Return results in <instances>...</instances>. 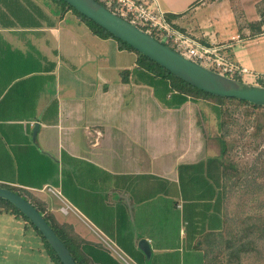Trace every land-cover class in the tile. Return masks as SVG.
Masks as SVG:
<instances>
[{
  "label": "crops",
  "instance_id": "1",
  "mask_svg": "<svg viewBox=\"0 0 264 264\" xmlns=\"http://www.w3.org/2000/svg\"><path fill=\"white\" fill-rule=\"evenodd\" d=\"M140 1L156 2L185 34L229 45L225 55L240 68L257 71L264 62V53L256 50L258 35L264 34V0ZM47 2L0 0V185L25 188L46 203L61 224L108 251L113 259L105 264H217L214 252L228 251L227 246L238 250L247 225L240 230L236 219L243 214L228 210L233 179L223 180L220 164L210 161L219 156L207 154L203 132L160 129V121L173 123V129L174 115L130 111L133 102L124 106L122 93L130 85L136 92L142 80L132 83L137 80L130 76L120 80L119 89L98 81L89 66L96 56L73 28L62 26L63 18ZM100 39L115 42L117 56H132L136 74L132 51L121 50L112 38ZM152 91L147 104L155 101ZM54 100L58 117L45 118ZM39 152L58 165L57 179H64L71 198L51 183L43 189L23 186L20 164L26 179L45 173ZM64 154L74 161L63 162ZM81 169L91 174L82 176ZM144 239L152 249L150 260L139 247ZM127 249L144 260L133 259Z\"/></svg>",
  "mask_w": 264,
  "mask_h": 264
},
{
  "label": "rangeland",
  "instance_id": "2",
  "mask_svg": "<svg viewBox=\"0 0 264 264\" xmlns=\"http://www.w3.org/2000/svg\"><path fill=\"white\" fill-rule=\"evenodd\" d=\"M48 1L47 4L51 5V0ZM53 10L56 13H60L59 7H55ZM62 20V26L73 28L77 36L83 42H86L88 50L96 56L95 62L89 65L95 78L100 82L110 83L112 87L119 89L121 86L120 80H122L123 76L122 73L125 70H133L130 69L135 65V62L132 64L131 61L133 57L128 54L117 56L115 54V42H111V44L105 43L100 38L94 36L88 27L82 24L74 12H68ZM254 30L255 33L261 32L258 27H255ZM258 36L260 44L257 45L256 50L264 53V34ZM133 53L137 56L136 60H138L139 55L136 52ZM256 70L249 69L250 73L255 76V79L245 75L243 80L245 82L252 80L255 82L252 84L258 85L262 81L264 83V62ZM131 78L137 80L132 79V83L138 82L139 84L142 80V86L136 87L137 93L134 92L135 87L133 85L125 88L131 90H127L125 94L122 93L125 95L123 98L124 106L129 108L127 103L133 102L130 111L133 109L134 113H143L144 115L148 113L174 115L176 122L173 129H171L173 123H168V121H160L159 128L163 129V126H168V130L178 132H185L189 129L200 130L206 139L204 142L207 145L206 147H208L206 148L207 154L209 156H220V145L216 139V135H221V133L223 135L225 132H220L219 130V121L216 118L213 104L204 100H189V102L178 109L171 108V110H168L166 108L170 107L166 103L164 104V102L162 103L158 99L156 100V97H154L156 102L147 104L146 99L152 88L147 87V83L138 71H136V74L131 72ZM135 98L138 101L136 106ZM182 119H184V122H182ZM254 132L253 120L241 118L239 127H234L227 136L228 141L234 145L231 155L239 165L241 172L240 175L236 174V177H233L231 184H228L227 206L230 213L243 214L236 219V221L238 220L240 230L247 225V222L250 224L251 219L255 220L257 227L260 226L258 223H262L261 225L264 226V128L260 130L258 138L253 136ZM178 148L179 146L176 147V149ZM19 222H12L8 214H0V264H52L45 243L40 235L31 226L26 230V224L23 220ZM19 226L23 228V231ZM256 228H254V231H256ZM250 238L254 240L253 247L248 248V252L241 259V264H264V234L254 233L251 236L248 234L242 237L241 240L244 239L246 241ZM239 244L242 247L244 245V248H246L244 241H241Z\"/></svg>",
  "mask_w": 264,
  "mask_h": 264
},
{
  "label": "trees",
  "instance_id": "3",
  "mask_svg": "<svg viewBox=\"0 0 264 264\" xmlns=\"http://www.w3.org/2000/svg\"><path fill=\"white\" fill-rule=\"evenodd\" d=\"M50 3L55 7L60 8L59 14L61 18H63L68 12H74L75 15L80 19L82 24H85V26L88 27L93 35L100 38L115 39L119 44L121 50L136 52L139 55V58L137 60L135 71H138L147 85L152 87L154 96L160 102H164V104L166 103L170 108L175 109L184 106L187 102H189V100H204L213 104L216 118L219 121V130L220 132L224 131L225 133L223 135L222 133L221 135H216V139L218 140L220 145V156L218 158L211 159L210 161L220 164L222 169L221 176L226 182L232 180L233 177H236V174H241L239 165L234 161L231 155L234 145L230 141H228L227 136L231 133V130L234 127H239L241 118H244L247 120H253L255 128L253 136L255 138H258L260 136V130L264 128V107L255 106L246 101L238 99L222 98L203 92L174 76L168 70L151 61L149 58L139 54L132 47L118 40L113 35L108 33L105 29L95 24L93 21H91L81 13L77 12L63 0H51ZM232 7L236 14L240 12L239 5L235 1H232ZM168 19L169 21H171V18L168 17ZM153 37L158 41H161V37H159L158 35L153 34ZM169 47L174 49V47L171 45ZM133 71L134 70H125V72L122 73V81L128 82V79L131 76V72ZM238 80L243 81L242 78H238ZM259 85L264 86L263 81L260 82ZM58 109V101L54 100L47 108L45 112V118H57L59 112ZM34 149L38 152L36 148ZM39 155L44 161H46L44 175L37 176V178H34L32 180L26 179L23 177L20 164V181L22 182L23 186L28 188L43 189L46 184L51 183L54 187H58L62 190L63 196L71 198L66 191V183L64 182V179L62 182L58 181L57 179V175L59 173L58 165L49 156L41 154L40 152ZM67 158L70 159L69 156L64 154L63 162H65ZM70 160L74 161V159L72 158ZM75 161H77L78 163H84L80 160ZM18 162L20 161L18 160ZM86 165L91 167V171L100 170L96 166L89 164ZM79 173H82V176L91 174L90 172H86L84 169H81ZM93 175H95L94 172ZM0 186L23 195L46 217L47 221L50 223L59 238L69 249L77 264H105V261L112 262L113 258L110 256L108 251L100 246H96L87 242L75 232L72 225L67 223L61 224L57 220L55 215L48 210L46 203L33 196L28 190H26L25 188L10 186L6 184H2ZM0 214H11L15 216L16 219L23 220L26 224V229L31 226L44 241L51 263L62 264L55 251L51 248V246L48 244L39 230L14 205L9 203L8 201L0 199ZM246 224L247 227L245 228V230L246 232H248L249 236L254 233H262V235L264 234V226L261 225L262 223H258V225L260 226L257 227V223H255V220L251 219L250 224H248V222ZM254 228H256V231H254ZM244 244H246V248H244V246H241L240 248H238V250L231 251L229 249V246H227L228 251L222 253L221 251L214 252L213 257H215L217 261H219L220 259L217 264H241L242 257L246 252H248V248L253 247L254 240L252 238L247 239ZM127 252L133 259L138 260L140 263L142 260H144L143 255L140 252L135 253L134 249H127ZM222 256L224 257L221 258Z\"/></svg>",
  "mask_w": 264,
  "mask_h": 264
},
{
  "label": "water",
  "instance_id": "4",
  "mask_svg": "<svg viewBox=\"0 0 264 264\" xmlns=\"http://www.w3.org/2000/svg\"><path fill=\"white\" fill-rule=\"evenodd\" d=\"M63 1L139 54L149 58L193 87L217 97L238 99L264 107V86L222 75L186 58L96 0ZM39 129L40 125L37 123L33 132L35 144ZM0 199L14 205L34 224L62 264H77L46 217L29 200L23 195L1 186ZM139 247L147 260H150L152 257L150 243L145 239L141 240Z\"/></svg>",
  "mask_w": 264,
  "mask_h": 264
},
{
  "label": "built area",
  "instance_id": "5",
  "mask_svg": "<svg viewBox=\"0 0 264 264\" xmlns=\"http://www.w3.org/2000/svg\"><path fill=\"white\" fill-rule=\"evenodd\" d=\"M120 17L137 26L144 32L161 37V42L173 46L181 55L222 75L231 78H244L251 73L230 62L225 55L229 45L204 43L173 27L158 5L140 0H96ZM67 208L62 212L66 213Z\"/></svg>",
  "mask_w": 264,
  "mask_h": 264
}]
</instances>
